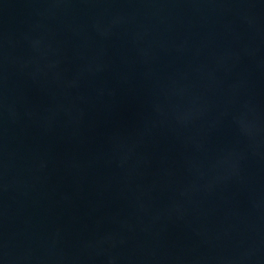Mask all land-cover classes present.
<instances>
[{
	"label": "water",
	"instance_id": "1",
	"mask_svg": "<svg viewBox=\"0 0 264 264\" xmlns=\"http://www.w3.org/2000/svg\"><path fill=\"white\" fill-rule=\"evenodd\" d=\"M0 264H264V0H0Z\"/></svg>",
	"mask_w": 264,
	"mask_h": 264
}]
</instances>
